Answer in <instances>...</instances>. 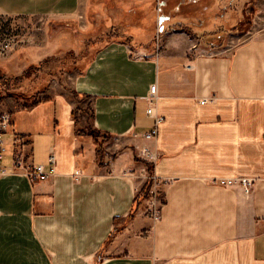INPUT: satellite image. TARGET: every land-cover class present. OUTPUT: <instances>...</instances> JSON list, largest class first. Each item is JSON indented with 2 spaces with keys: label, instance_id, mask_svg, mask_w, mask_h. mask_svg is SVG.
<instances>
[{
  "label": "crops",
  "instance_id": "obj_1",
  "mask_svg": "<svg viewBox=\"0 0 264 264\" xmlns=\"http://www.w3.org/2000/svg\"><path fill=\"white\" fill-rule=\"evenodd\" d=\"M241 1L0 0L41 22L0 55V88L23 94L0 100V264H264V0ZM51 150L44 180L12 169ZM149 174L168 179L157 220ZM238 177L250 193L211 182Z\"/></svg>",
  "mask_w": 264,
  "mask_h": 264
},
{
  "label": "built area",
  "instance_id": "obj_2",
  "mask_svg": "<svg viewBox=\"0 0 264 264\" xmlns=\"http://www.w3.org/2000/svg\"><path fill=\"white\" fill-rule=\"evenodd\" d=\"M11 47V40H7L3 43L2 48L8 49ZM187 68H191V65L188 64ZM157 99V86L155 84L150 87V95L148 97L149 105L146 109L147 115L154 119V127L152 130L142 133V137L146 140L153 139L158 132V125L162 121V116L156 112L155 102ZM9 124V114L5 113L0 119V161L3 159L6 153V143L4 138V132L7 129ZM139 154L146 160L154 161L158 154L150 149L147 146H142L139 150ZM49 166L46 168L44 164H27L22 152H18L14 155L12 160V169L21 173L22 175L29 178L31 181H39L48 178L50 175L54 174V166H55V156L53 151H50L49 154ZM6 167L0 164V174L6 173ZM148 184V195L150 198L149 205V215L154 220L160 218L161 206L164 203L163 196L161 194V187H163L168 179H164L158 177L153 174L147 175ZM212 183H216L222 186H230L235 183L239 184L243 191L248 194L252 191L254 180L248 177H238V178H217L212 179Z\"/></svg>",
  "mask_w": 264,
  "mask_h": 264
},
{
  "label": "rangeland",
  "instance_id": "obj_3",
  "mask_svg": "<svg viewBox=\"0 0 264 264\" xmlns=\"http://www.w3.org/2000/svg\"><path fill=\"white\" fill-rule=\"evenodd\" d=\"M243 1L244 0H242L241 2H243ZM189 2L190 1H188V3ZM253 16H254V12L252 13V17ZM94 18L97 21L99 19H101L100 16L99 17L96 16ZM220 20L219 19L216 20L215 25H216V23H219L220 27H221L222 22H219ZM77 21L79 22V24L81 23V25L79 26V29H81V31H83L84 17L81 16V18H79ZM36 24H41L40 19H35V18L29 19V18H22V17L0 15V52H2L0 55H3L5 58H7V56L9 55V52L16 51V50L18 51L21 40H23V36L24 35L30 36L31 35L30 33L32 31H34V27L38 26ZM219 24H218V26H219ZM76 33H77V36L80 37L79 33L78 32H76ZM7 40H11V45H12L11 47H13V49L12 48H9V49H3L2 48L3 43ZM77 52H78V47H75V53L73 52L74 55H76ZM64 53H65V51L61 52L59 55L54 56L52 59H50L46 63L45 69H46L47 73H51V71L57 72V71H59V68L61 70L65 67H68L69 64H71L70 59L72 58V55L64 56ZM57 57H59V58H57ZM62 57L65 59L64 65L59 63V60H58V59H61ZM68 59H69V61H68ZM19 65H20L19 58H17L16 60L13 59L11 67L15 68L17 71H19L20 70ZM43 75L44 76L42 78V81H45L47 79V77H46L47 75L46 74H43ZM1 80L2 79L0 78V85H1ZM11 90H12V91H10L11 95H7V96H11L14 99H20L21 98L20 95L21 96L23 95V94H21V91L19 90V88H17V86H14V85L11 86ZM3 95H4V92L0 88V100L7 97V96L3 97Z\"/></svg>",
  "mask_w": 264,
  "mask_h": 264
},
{
  "label": "trees",
  "instance_id": "obj_4",
  "mask_svg": "<svg viewBox=\"0 0 264 264\" xmlns=\"http://www.w3.org/2000/svg\"><path fill=\"white\" fill-rule=\"evenodd\" d=\"M11 95L10 92L5 91L3 96ZM147 193V189L144 190V195Z\"/></svg>",
  "mask_w": 264,
  "mask_h": 264
}]
</instances>
